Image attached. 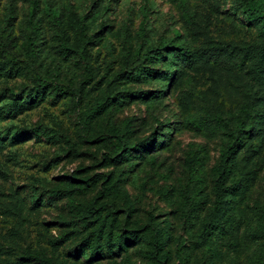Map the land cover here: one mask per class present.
<instances>
[{
    "label": "rangeland",
    "instance_id": "rangeland-1",
    "mask_svg": "<svg viewBox=\"0 0 264 264\" xmlns=\"http://www.w3.org/2000/svg\"><path fill=\"white\" fill-rule=\"evenodd\" d=\"M247 2L0 0V264H161L159 239L162 264H264ZM221 169L228 210L207 234Z\"/></svg>",
    "mask_w": 264,
    "mask_h": 264
},
{
    "label": "trees",
    "instance_id": "trees-1",
    "mask_svg": "<svg viewBox=\"0 0 264 264\" xmlns=\"http://www.w3.org/2000/svg\"><path fill=\"white\" fill-rule=\"evenodd\" d=\"M245 12H246V17L250 20V21H255L259 24L260 29L264 32V0H248L247 3H245ZM81 33V32H80ZM253 52L255 53L253 55V59H254V66H255V72L256 73H250V76L252 78V80H257V78L255 76H264V53H256L254 52V50H248L247 53ZM81 57H85L86 53L84 50H81V52L79 53ZM214 62L216 63H221L216 59H214ZM87 71L90 72L89 67H86ZM143 75H146L147 77H151V76H161V74H159L157 71L149 69L144 71V73H142ZM163 78H169L168 75L166 76L165 74H163ZM39 90L36 88L34 91H32L31 93H29V96L31 97H37L39 92ZM57 93V96H61V95H65L67 93H64L60 90H55ZM246 134L248 135V132H246ZM239 137V133L235 132V136L234 139H236L237 141L240 139ZM243 139V138H242ZM240 142L242 143V141L240 140ZM236 146L229 148L226 155H223L222 157V163L225 164L226 160L230 157H234L237 156L236 154ZM223 176H222V169L220 170L219 173V178L218 180L215 182L214 184V191H215V201H214V209L212 210L211 214H210V223L204 226V231L207 234H210L213 230H218L220 228L219 225V219L221 217V215L223 214L224 211L228 210L227 207V197L230 195V193H225L224 189H223ZM78 211L84 215V216H88L89 218L92 217H96L97 214L92 211V208L89 206H80L78 207ZM137 236H136V232H129L124 236H120L118 239V242L116 244L118 250H123L124 246L126 243L133 241L136 242ZM164 244L165 242L162 239H159L156 245L157 248V252H156V256H157V261L158 263H164V261H166V254L163 253L164 249Z\"/></svg>",
    "mask_w": 264,
    "mask_h": 264
}]
</instances>
